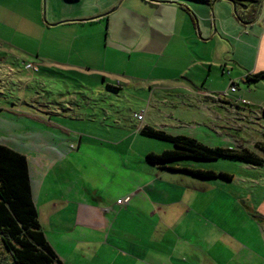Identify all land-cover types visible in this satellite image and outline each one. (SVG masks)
I'll return each instance as SVG.
<instances>
[{
    "label": "crops",
    "instance_id": "1",
    "mask_svg": "<svg viewBox=\"0 0 264 264\" xmlns=\"http://www.w3.org/2000/svg\"><path fill=\"white\" fill-rule=\"evenodd\" d=\"M259 1L256 18L245 24L233 0H139L135 10L129 0H39L38 9L45 11L43 33L60 36L62 28L74 29L72 40L62 44L79 60L60 63L39 50L36 59L24 60L39 67L33 72L60 63L61 69L81 75L84 68L97 72L108 88H121L122 82L113 84L116 70L90 61L98 50L106 60L114 55L109 38L118 26V41L130 29L137 32L136 47L141 43L139 50L151 57L159 53L157 64L175 70L152 82L174 83L178 95L190 101L188 119L170 112L169 122L155 123L143 115L138 125L112 123L108 110L84 114L59 106L57 115L65 119L91 117L99 126L91 124L93 134L22 107L25 99L13 95L10 76L15 69L11 57L23 50L0 37V143L28 157L40 221L65 264H264V166L247 163L260 168L259 177L248 176V187L233 188L230 182L237 176L227 170L204 168L231 173L230 180L197 177L148 161L149 152L160 153L154 148L132 150L144 136L141 128L151 125L210 146L259 148L264 156V126L261 135L255 133V125L264 122V94L254 88L264 76L250 79L264 71V0ZM105 20L106 33L97 25ZM156 39L165 44L162 52L151 47ZM34 79H26V86ZM184 122L186 129L176 130ZM114 127L126 135L115 138ZM71 154L79 163L68 160Z\"/></svg>",
    "mask_w": 264,
    "mask_h": 264
},
{
    "label": "rangeland",
    "instance_id": "2",
    "mask_svg": "<svg viewBox=\"0 0 264 264\" xmlns=\"http://www.w3.org/2000/svg\"><path fill=\"white\" fill-rule=\"evenodd\" d=\"M137 1L139 2V0H129L128 6L131 10H135L134 7L137 6L135 2ZM38 3L39 0H0V37L18 43L21 46L20 49L23 50V52L17 50L14 52L15 57H11L15 69L14 76H10L13 81L10 85L13 95L25 99L21 104L23 108L32 106V108L39 111V114H50L52 120L55 122L71 124L72 127L75 124L81 127L79 129L81 131L79 132L86 134L95 133L96 131L92 129L91 124L95 123L97 125V123H92L90 121L91 117H85L86 119L89 118L87 121L77 117L65 119L57 115L59 106L69 112L75 111L84 114L94 111L102 114L104 110H108L109 120L112 123L119 121L122 124H132L135 121L136 125H138L140 122L139 114L142 117L145 115V120L148 122H169L170 120L167 118L166 113L170 112H174L177 116L188 119L190 115L189 110H191L190 101L186 97L178 95L179 92L177 91L181 90L171 87L174 83L172 85L152 82V79L156 76L168 75L175 70L163 66L162 63L157 64L160 56L159 53H153L152 57L151 54H146L147 56L143 54L142 50L138 48V45L141 46V43L136 47L135 42L132 41L133 37L137 36V32L134 35L133 33L135 31L131 29L128 31L129 36L123 38L121 42L117 39L119 32L118 26L114 27V23H111L114 28L112 30V36L109 38V47L114 50V55L112 56L111 53L106 60L103 54L104 52L98 50V55L90 60L94 67L99 66L100 68L106 67L116 70L117 74L114 75L113 84L117 86L118 82H122L121 88L117 90L108 88L107 82L103 81L100 74L97 72H89L87 68L83 69L85 73L83 75L70 69H61L63 65L60 63L65 62V60L70 59L72 62L79 60L75 52L71 51L70 53L62 44V42H70L72 40L71 36L74 29L62 28L60 36L56 32H47V35L46 33L44 34L42 22L45 21V11L44 7L41 11L38 9ZM107 23L108 21L105 20L103 26L97 25L98 27H104V32L106 33L108 31ZM159 42V39H156L155 43L152 42L151 47L154 52H162L165 49V44ZM60 44L62 45V49L59 50L57 46ZM99 47L101 49V45ZM121 49L123 53L117 52L118 50L121 51ZM39 50H42L45 55L59 60L60 67L57 64L48 63L41 66L40 72H33V69L27 68L24 60L36 59V54ZM9 54L11 52L7 50L6 55ZM31 77H35V79L27 83L28 85L26 86V79ZM252 81L259 80L253 79ZM238 83L242 90L246 89L247 84H244L242 81ZM260 83H264V81L256 83V85H259H254V88L259 93L264 94V87ZM200 85L203 86V84ZM241 89L239 90L240 93H242ZM12 99H15L19 104L18 99ZM98 117L101 118L102 116ZM179 125L181 126H178L176 130L182 131L186 129V122ZM263 126L264 122L255 125V133L257 135L262 134L261 128ZM118 129V127H114L115 132L113 136L115 138L118 135H126L123 130L117 133L116 131ZM115 138L112 139L114 140ZM133 146L132 150L136 151L154 148L161 152L167 146L174 148V144L168 140L146 135L138 138ZM256 150L258 153H263L259 148ZM69 159L75 161L77 159L76 154H71L68 157ZM76 163H79V161L76 160ZM168 164H184L201 168L227 170L237 176V180L234 183H229L233 188H239L241 184L248 187L251 184L248 176L253 175V177L258 178L260 175L256 170L260 168H249L248 164L243 161L228 158H180L171 160ZM258 188L263 187L258 186ZM0 264H10L8 253L1 242V238Z\"/></svg>",
    "mask_w": 264,
    "mask_h": 264
},
{
    "label": "trees",
    "instance_id": "3",
    "mask_svg": "<svg viewBox=\"0 0 264 264\" xmlns=\"http://www.w3.org/2000/svg\"><path fill=\"white\" fill-rule=\"evenodd\" d=\"M241 8L238 18L245 24L256 18L259 0H233ZM188 11L190 8L183 5ZM264 76V71L250 75L251 80ZM117 88L115 85H109ZM220 99H223L219 96ZM264 111V108H263ZM141 133L174 144V148L160 153L149 152L147 160L169 166L171 169L185 170L197 177H222L232 179L233 174L189 166H171L167 163L174 159H217L228 158L245 163L264 166V156L248 148L229 146H210L194 137L173 134L165 129L151 125L141 128ZM0 238L4 245L10 264H65L50 243L40 221L36 204L28 157L9 146L0 143Z\"/></svg>",
    "mask_w": 264,
    "mask_h": 264
},
{
    "label": "built area",
    "instance_id": "4",
    "mask_svg": "<svg viewBox=\"0 0 264 264\" xmlns=\"http://www.w3.org/2000/svg\"><path fill=\"white\" fill-rule=\"evenodd\" d=\"M26 67L29 68V69H33L34 71H38L39 70V67L31 62H27L26 63ZM236 84L234 82L231 83V87H230V90L232 91H235L236 90ZM225 94H228V91L225 92ZM139 118H142V115L139 114L138 116ZM118 202L119 203H123L124 202V199L120 198L118 199Z\"/></svg>",
    "mask_w": 264,
    "mask_h": 264
}]
</instances>
